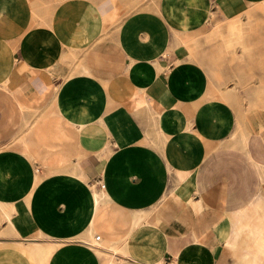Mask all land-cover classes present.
Listing matches in <instances>:
<instances>
[{"label": "crops", "instance_id": "crops-1", "mask_svg": "<svg viewBox=\"0 0 264 264\" xmlns=\"http://www.w3.org/2000/svg\"><path fill=\"white\" fill-rule=\"evenodd\" d=\"M263 3L0 0V264H264L258 83L194 51Z\"/></svg>", "mask_w": 264, "mask_h": 264}, {"label": "rangeland", "instance_id": "rangeland-1", "mask_svg": "<svg viewBox=\"0 0 264 264\" xmlns=\"http://www.w3.org/2000/svg\"><path fill=\"white\" fill-rule=\"evenodd\" d=\"M207 47L213 51L210 60L219 52L220 57H216L213 66L233 69L234 77L241 81L237 95L240 91L242 95H249L250 85L257 81V87L253 89H256L258 103L252 108L264 109V3L252 7L241 19L233 22L213 19L194 45L200 63L209 57L206 55Z\"/></svg>", "mask_w": 264, "mask_h": 264}, {"label": "bare ground", "instance_id": "bare-ground-1", "mask_svg": "<svg viewBox=\"0 0 264 264\" xmlns=\"http://www.w3.org/2000/svg\"><path fill=\"white\" fill-rule=\"evenodd\" d=\"M72 242L82 243L84 245H87V247H89L91 250L97 249L98 251L103 253V251H101V248L102 246H104V244L100 243L98 240L95 239L92 230H88L84 235L75 237V239L72 240ZM53 249H54L53 245H47L46 247L36 246L31 249V252L34 254V256L37 259H39L40 264H45L48 261L49 257L51 256ZM113 250L117 251L116 249ZM103 255H105V253H103Z\"/></svg>", "mask_w": 264, "mask_h": 264}, {"label": "built area", "instance_id": "built-area-1", "mask_svg": "<svg viewBox=\"0 0 264 264\" xmlns=\"http://www.w3.org/2000/svg\"><path fill=\"white\" fill-rule=\"evenodd\" d=\"M100 186L103 188V185L100 184ZM96 238H97V240H100L101 239V235H97Z\"/></svg>", "mask_w": 264, "mask_h": 264}]
</instances>
